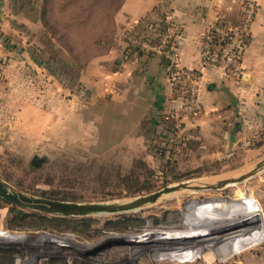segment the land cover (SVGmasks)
<instances>
[{"label":"rangeland","instance_id":"rangeland-1","mask_svg":"<svg viewBox=\"0 0 264 264\" xmlns=\"http://www.w3.org/2000/svg\"><path fill=\"white\" fill-rule=\"evenodd\" d=\"M121 1L0 0V177L32 195L80 202L126 201L186 182L200 188L136 210L66 216L88 219L89 237L10 227L12 215L33 209L0 197V248L11 264H264V163L256 166L264 126L240 130L233 147L171 127L113 142L120 136L90 126L79 71L116 36ZM126 216L143 222L108 227Z\"/></svg>","mask_w":264,"mask_h":264},{"label":"crops","instance_id":"crops-1","mask_svg":"<svg viewBox=\"0 0 264 264\" xmlns=\"http://www.w3.org/2000/svg\"><path fill=\"white\" fill-rule=\"evenodd\" d=\"M241 2L122 0L115 14L119 26L116 36L107 41L102 54L92 57L79 71L88 87L90 126L94 124L99 134L100 128H105L106 135L120 136L113 139L120 143L167 132L171 126L166 114L178 103L170 83L174 64L197 69L201 32L216 14L236 22ZM255 2L250 34L240 52V75L222 74L214 65L204 68L198 84L201 108L182 120V130L202 134L198 136L205 143L233 147L240 141V130L264 126V0ZM166 14L181 28L174 42L176 63L165 56L126 48L125 27L151 33Z\"/></svg>","mask_w":264,"mask_h":264},{"label":"built area","instance_id":"built-area-1","mask_svg":"<svg viewBox=\"0 0 264 264\" xmlns=\"http://www.w3.org/2000/svg\"><path fill=\"white\" fill-rule=\"evenodd\" d=\"M256 11L255 0H242L239 19L231 22L216 14L201 32L199 42V67L190 69L174 64L170 72V83L175 91L178 103L169 110L166 117L174 131L181 128L184 117L199 111L201 104L198 98V84L201 71L210 65L217 66L222 74L231 72L240 75L239 57L250 34V23ZM162 25L151 33H139L127 26L123 30L126 48H134L151 55H161L171 62L177 61L174 48L175 39L181 28L170 14L161 19Z\"/></svg>","mask_w":264,"mask_h":264},{"label":"water","instance_id":"water-1","mask_svg":"<svg viewBox=\"0 0 264 264\" xmlns=\"http://www.w3.org/2000/svg\"><path fill=\"white\" fill-rule=\"evenodd\" d=\"M229 138L232 139V134L230 133ZM42 158H39L37 161L31 159L32 164H37L38 161H41ZM264 163V160L257 162L256 166H259ZM250 171H254L251 169ZM248 172H244L238 176L231 177L230 179L239 180L243 176L248 175ZM247 173V174H246ZM224 180H219L222 182ZM180 185L165 186L160 190L150 192L144 195H139L132 199L126 201H68V200H59L53 198H47L42 196L32 195L25 191H22L18 188H15L13 185L8 183L6 180L0 177V197L7 202L15 204L17 206L41 211L44 213H50L61 216L68 215H86L90 213H99V212H118L125 211L128 209H133L137 206H140L146 202L152 201L156 196L160 194L167 193L171 190L179 188ZM184 186V185H183Z\"/></svg>","mask_w":264,"mask_h":264},{"label":"trees","instance_id":"trees-1","mask_svg":"<svg viewBox=\"0 0 264 264\" xmlns=\"http://www.w3.org/2000/svg\"><path fill=\"white\" fill-rule=\"evenodd\" d=\"M162 25L161 20L158 23V27ZM123 220L119 221L120 224H117V220H110L111 224L108 225L110 228L115 229H124L128 226H139L142 224V219L139 218L136 222H131L130 217L126 216L122 218ZM88 219L79 217H66L59 215H48L43 212L31 210L24 212H16L8 219L10 227L21 228L24 226H29L32 228H44V229H54L57 231L70 230L74 233L81 235L83 237H89L91 234H87L86 230L88 229ZM12 256L10 255V250L0 248V264H11Z\"/></svg>","mask_w":264,"mask_h":264},{"label":"bare ground","instance_id":"bare-ground-1","mask_svg":"<svg viewBox=\"0 0 264 264\" xmlns=\"http://www.w3.org/2000/svg\"><path fill=\"white\" fill-rule=\"evenodd\" d=\"M264 168V167H263ZM262 168V169H263ZM258 171H260V169L258 170ZM257 171V172H258ZM256 173V172H255ZM247 177H249V176H251V175H246ZM246 176H245V178H246ZM244 178V179H245ZM209 180V179H208ZM242 181V180H241ZM236 182H240L239 180H232V179H230V178H225L224 179V181H222V182H217L215 185H216V187L217 186H222V185H226V184H232V183H236ZM205 183V182H204ZM198 188H200V185L199 184H196V183H192V182H186V184L183 186V187H179V188H177V189H174V190H171V191H169V192H167V193H164V194H160V195H158V196H156L155 197V199H153L152 201H149V202H146V203H144V204H142V205H140V206H137V207H135V208H133V210H136V209H139V208H142V207H145V206H147V205H149V204H151V203H155V201L157 200V199H159V198H161L162 199V197L164 196V195H169V194H172V193H174V192H177V191H181V190H184V189H198ZM147 208V207H146ZM204 218H209V216L208 215H206V214H204V216H203ZM196 219V218H195ZM194 219V220H195ZM198 220V222H199V220H200V222L203 220V218L202 219H199V218H197L196 219V221ZM196 221H193L192 220V222H191V226H194V227H203V226H205V225H207V223H205V224H199V223H197ZM215 228V227H214ZM212 234L213 233V231L212 232H209V234ZM207 234V232H204V234L202 233H200V238H198V242L200 241V239H203L202 238V236L203 235H206ZM215 234H218V232H217V228H216V231H215ZM0 237H2V236H0ZM67 237V236H66ZM10 238V237H9ZM64 239V238H63ZM212 239H217V235H214L213 236V238ZM66 241V240H65ZM68 241V240H67ZM71 241V240H70ZM209 244H212V242L211 243H209Z\"/></svg>","mask_w":264,"mask_h":264}]
</instances>
